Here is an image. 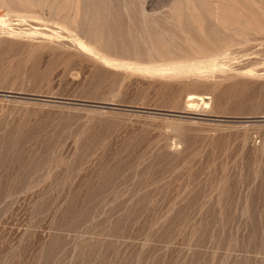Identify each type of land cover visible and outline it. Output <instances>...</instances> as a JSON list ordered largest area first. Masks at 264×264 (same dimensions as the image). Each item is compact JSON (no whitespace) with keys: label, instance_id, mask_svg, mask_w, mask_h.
I'll return each mask as SVG.
<instances>
[{"label":"rangeland","instance_id":"rangeland-1","mask_svg":"<svg viewBox=\"0 0 264 264\" xmlns=\"http://www.w3.org/2000/svg\"><path fill=\"white\" fill-rule=\"evenodd\" d=\"M0 264H264V0H0Z\"/></svg>","mask_w":264,"mask_h":264},{"label":"bare ground","instance_id":"bare-ground-1","mask_svg":"<svg viewBox=\"0 0 264 264\" xmlns=\"http://www.w3.org/2000/svg\"><path fill=\"white\" fill-rule=\"evenodd\" d=\"M54 3V2H53ZM108 30V29H107ZM227 44V43H226ZM230 45V44H229ZM225 50V49H224ZM223 53V52H222ZM223 60V59H222ZM221 61V60H220ZM222 64V63H221ZM192 96V95H191ZM188 100V103H190V105L191 104H194L195 102H196V98H195V96L194 97H189V99H187ZM194 106V105H193ZM191 108V107H190Z\"/></svg>","mask_w":264,"mask_h":264}]
</instances>
